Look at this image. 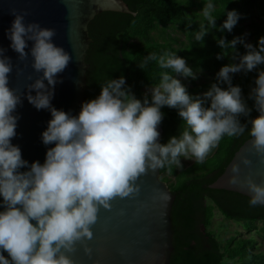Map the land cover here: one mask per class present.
<instances>
[{"label":"clouds","instance_id":"obj_1","mask_svg":"<svg viewBox=\"0 0 264 264\" xmlns=\"http://www.w3.org/2000/svg\"><path fill=\"white\" fill-rule=\"evenodd\" d=\"M217 7V0H203L199 30L193 33L195 41L202 43L208 30L216 28ZM11 15L5 35L18 59L30 55L33 70L40 73L27 85L24 95L37 110L50 112L41 140L52 146L47 148L43 163H29L22 158L19 146L11 142L21 96L9 86L13 65L0 48V264H74L67 253L74 251L77 242L85 252L90 251L85 241L92 237L91 225L101 207L110 209L114 198L138 192L136 181L148 170L182 168L181 157L203 163L225 136L237 137L247 131L252 149L264 162V70L258 71L250 91L258 112L248 121L250 127L239 120L251 109L230 75L264 64V36L255 47L243 37L219 39L222 52L218 59L230 50L235 52L237 43L246 52L239 55L238 63L221 67L217 82L200 96L189 95L172 75L196 78L176 51L166 50L159 55L149 53L138 64L144 70L155 62L161 70L158 82L150 88V99L148 95L138 99L125 87L123 76L109 78L100 84L99 94L82 102L73 115L51 104L58 74L67 67L70 54L52 42L54 29L26 23L25 15L15 10ZM238 19L235 10L227 11L222 29L231 31ZM220 82L227 87L219 86ZM163 106L175 108L183 121L179 134L166 143L159 142L157 130ZM242 162L250 163L247 158ZM231 172L230 183L247 186L250 206L264 204V183L257 184L249 177L241 180L237 164Z\"/></svg>","mask_w":264,"mask_h":264},{"label":"trees","instance_id":"obj_2","mask_svg":"<svg viewBox=\"0 0 264 264\" xmlns=\"http://www.w3.org/2000/svg\"><path fill=\"white\" fill-rule=\"evenodd\" d=\"M124 1L135 14L104 11L89 23V34L93 41L86 57L90 64L87 70L86 100L99 94L100 84L106 79L120 76L125 79V87L138 99H143L145 95L150 99V93H144L143 88L158 82L161 70L155 62L144 70L138 66L149 53L159 55L166 50L176 51L193 68L213 70L238 60L239 55L246 52L243 45L237 43L235 52L230 50L228 55L218 59L217 56L222 52L217 43L219 39L231 41L236 37H243L246 43L255 47L259 38L264 36V0H217L216 28L208 30L202 43L193 39V33L199 30L201 19L194 8L202 6L203 0ZM247 5L250 9H246ZM229 10H235L239 14L231 31L222 29ZM245 21L248 39L242 31V23ZM172 28L183 31L186 43L182 47L174 46L173 41L176 39L166 32ZM156 31L158 34L155 36L153 33ZM259 70H264V64L251 71L230 74L231 83L241 88L242 99L251 109L247 117L239 116L240 122L247 127H250L248 121L258 115L254 101L250 98V91L255 86ZM177 74L172 73L175 78ZM215 82L217 79L213 78L207 83L185 88L189 95L195 97L202 95ZM219 86L227 87L223 82ZM161 112V143H166L169 137L179 134L183 121L175 108L163 106ZM248 138L250 136L247 131L237 137L225 136L203 163L197 164L194 161L178 172L175 166L171 170L167 167L160 169L161 179L175 194L170 216L173 243L171 264H264V256L252 250L256 243L253 237L244 238L234 234L221 243L214 232L207 229L214 209L225 219L243 223L247 228L258 220L264 225V205L250 206L248 196L209 187ZM167 174H174V180L170 181Z\"/></svg>","mask_w":264,"mask_h":264},{"label":"water","instance_id":"obj_3","mask_svg":"<svg viewBox=\"0 0 264 264\" xmlns=\"http://www.w3.org/2000/svg\"><path fill=\"white\" fill-rule=\"evenodd\" d=\"M11 10L24 14L26 23L37 22L42 27L54 29L52 42L70 54L67 67L58 74L51 104L73 115L86 101L87 70L90 67L86 57L93 41L89 34V23L104 11L135 12L124 0H0V48L5 49V55L11 58L13 65L9 86L21 96V103L14 113L18 115L16 135L11 142L19 146L22 158L29 163H43L45 152L52 145L43 144L41 133L46 129L51 115L47 109L37 110L24 95L28 91L27 85L40 73L33 70L30 55L20 60L9 46L5 30L13 20ZM31 43L28 42L29 48ZM32 94L35 95V90H32ZM157 130L161 143L163 129L160 124ZM242 158H247L250 163L245 165ZM233 164L239 165L241 180L249 177L257 184L264 183V162L252 149L251 137L242 143L223 172L209 184L210 188L250 197L246 185L229 182V177L233 175ZM136 183L139 185L138 192L128 197L114 198L110 209H99L97 221L91 225L92 237L85 241L90 251L85 252L84 246L77 242L74 251L67 253L74 264H171L173 243L170 216L175 194L161 179L160 169L146 171ZM3 254L8 258L7 252Z\"/></svg>","mask_w":264,"mask_h":264},{"label":"rangeland","instance_id":"obj_4","mask_svg":"<svg viewBox=\"0 0 264 264\" xmlns=\"http://www.w3.org/2000/svg\"><path fill=\"white\" fill-rule=\"evenodd\" d=\"M195 2H199L200 0H194ZM197 12L202 9L203 5L198 7L195 6ZM246 9H250V6L247 5ZM246 22L242 23V31L246 39H248V34H247V26ZM172 38H175L176 40L173 41V45L177 47H182L186 43V38L183 33V31L179 28H172L168 29L166 31ZM155 36L158 34L157 31L153 33ZM239 59L229 63V64H235L238 63ZM228 65V64H227ZM189 66L194 74H195V79L191 77H184L182 74H177V79L180 80V82L184 86L192 87L195 85H201L204 83H207L211 81L213 78L217 77V73L219 72L220 68H216L213 70H204L201 68H193L190 64H187ZM239 73V72H237ZM150 88L151 87H145L143 88L144 93H150ZM194 158L191 160H185L183 157H181V163L183 165L182 168L192 164L194 162ZM182 168H176V172L181 170ZM168 178L170 181L174 180V174H167ZM207 229L211 230L214 232V234L217 236V238L221 241H225L226 238H228L231 235L236 234L238 237H253L256 240L254 251L260 252L264 256V225L263 223L258 220L256 221L250 228H247L245 224L243 223H237L233 220H227L225 219L218 210L214 209V215L211 218L210 225L207 227Z\"/></svg>","mask_w":264,"mask_h":264},{"label":"flooded vegetation","instance_id":"obj_5","mask_svg":"<svg viewBox=\"0 0 264 264\" xmlns=\"http://www.w3.org/2000/svg\"><path fill=\"white\" fill-rule=\"evenodd\" d=\"M201 228L203 229V226L201 225Z\"/></svg>","mask_w":264,"mask_h":264}]
</instances>
